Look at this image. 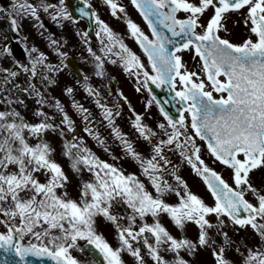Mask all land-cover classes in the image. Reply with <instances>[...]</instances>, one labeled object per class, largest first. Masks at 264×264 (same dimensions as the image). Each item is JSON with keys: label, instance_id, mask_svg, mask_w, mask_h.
I'll list each match as a JSON object with an SVG mask.
<instances>
[{"label": "snow or ice", "instance_id": "obj_1", "mask_svg": "<svg viewBox=\"0 0 264 264\" xmlns=\"http://www.w3.org/2000/svg\"><path fill=\"white\" fill-rule=\"evenodd\" d=\"M59 3L61 7L52 19H72L67 9L62 7L64 0H59ZM104 3L113 16L125 12L117 0H104ZM131 3L148 22L154 39L145 35L131 20L127 21V27L147 54L155 74L150 75L148 71L141 73L144 65L140 58L97 16L95 22L110 42L106 52L119 57L125 71L137 77L142 74L145 87L150 81L157 87L167 85L172 90L179 82L182 90L176 91L173 99L178 97L180 102L186 103L183 111L191 114L190 126L195 135L185 136L181 131L187 127L182 114L179 120H174L161 107L160 111L171 131L165 123H160L158 127L164 130L165 138L154 142L157 134L142 123L140 115H136L133 127L140 137L153 145L151 156L145 158L122 136L112 120V110L105 108V119L124 146L125 153L140 164L155 195L135 175L126 176L113 165L99 160L73 137V141L65 145L64 155L71 160L75 174L87 172L91 177L80 183L79 196L73 199L65 190L69 178L53 159L55 148L45 138L48 132L57 130L63 136L64 130L48 123L49 118L43 111L36 113L42 118L40 122L29 123L12 107L13 100L7 96L0 97V104L7 105L6 110H0V224L6 225V231L0 233V249L14 251L25 264L29 255L47 256L55 264H79L71 255V250L78 247L79 241L97 249L106 264H124L123 252L134 257L136 264H147L141 249L134 247L138 239L143 240L152 264H169L161 253L162 247L176 254L174 264H187L179 255L181 250L194 254L199 247L214 243L208 231L214 225L206 218L213 213L227 217L240 228L250 227L264 241V189H257L251 183V174L264 168V0H131ZM49 8L55 9L56 6H43V11L47 12ZM245 9L243 23L250 35L242 44H234L223 38L221 33L229 31V14H240ZM209 10L212 15L205 25L201 23V18ZM80 11L83 16H95V13L83 8ZM178 13H184L185 18H178ZM29 14L39 20L36 7L20 3L16 15ZM11 23L16 26L17 20L13 19ZM157 24L179 40L159 31ZM56 43L52 41L53 45ZM169 45L173 46L172 49ZM183 51L192 52L194 58L199 57L200 72L206 77L211 90H206L205 80L196 72L186 70L181 55L177 54ZM95 59L102 69V57L97 55ZM44 60L41 54L35 58L30 69L23 67V71H30L35 77L38 74L37 65H43ZM116 62L115 59L111 61L113 64ZM44 67L49 71L53 69L52 65ZM2 71L6 73L4 84L9 83V77L18 75L10 69ZM98 75H103V72ZM43 79L48 81L49 78L44 76ZM148 90L151 92L150 88ZM0 91H3L2 87ZM87 91L92 94L94 90L88 88ZM66 92L71 94L73 89L67 88ZM214 92L220 94L219 98L214 97ZM151 103L149 101L147 107H151ZM97 104L100 102L97 101ZM52 106L63 114L61 123L68 124V131H75L74 122L60 102L56 101ZM72 107L84 114V121L89 120L88 109L76 102ZM84 131L93 135L88 127ZM195 137L206 141L211 156L232 171L234 186L207 166L201 158L200 147L196 146ZM94 138L101 145L105 144L98 135ZM33 140L35 143L31 142ZM165 149L168 152L178 151L192 170L203 178L215 197L214 207L206 205L188 189ZM168 176L175 184L169 183ZM168 194H174L178 203H167L165 197ZM247 194L256 198V204L246 199ZM118 207L129 214L117 213ZM162 215H167L178 230L185 229L189 223L197 225L200 230L197 240L193 242L174 237L160 222ZM148 216L153 218V223H145L134 231L137 220ZM98 219L116 227L119 247L113 248L97 231ZM125 219L128 227L122 226L121 221ZM223 225L224 222L220 221L215 227L219 229ZM145 234H151L155 243H150ZM221 234L225 237V247L214 250L213 255L216 264H230L225 248L234 242L226 232ZM26 235L42 243L25 246L22 242ZM236 250L239 251V248ZM243 264H264V250L248 249Z\"/></svg>", "mask_w": 264, "mask_h": 264}, {"label": "flooded vegetation", "instance_id": "obj_2", "mask_svg": "<svg viewBox=\"0 0 264 264\" xmlns=\"http://www.w3.org/2000/svg\"><path fill=\"white\" fill-rule=\"evenodd\" d=\"M117 2L125 8V12L113 16L104 0H64L62 7L67 9L72 19L58 18L53 20L52 16L61 7L59 0H0V87L3 88V91H0V97L7 96L13 100L12 107L19 111L32 124L40 122L42 118L40 117L39 120V116L36 113L43 111L49 118L48 123H53L61 129L63 128L66 135L69 126L67 123H61L63 116L53 117V113H61L56 107L52 106L56 101H59L66 113H76L81 118V120L77 121L80 126V136L77 139L82 147L88 148L94 156L96 152H100V155L103 157L108 158L109 156L110 165L121 170L126 176L135 175L146 185L148 191L155 195L154 189L149 183L148 178L144 175L140 164L125 153L124 146L115 136L108 120L105 119V108L112 110V120L115 127L120 130L122 136L131 142L137 152L148 158L152 154L153 145L140 137L137 130L133 127L135 116L140 115L142 123L157 134L154 142L165 138L164 130L160 129L158 125L165 123L167 126L166 118L161 113L159 104L156 100H153L152 90L150 92L148 89L154 88L161 95L174 97L176 91L182 90V85L177 82V87L170 90L167 85L157 87L149 81L145 87L143 85L144 77L142 74L137 77L125 71L123 62L119 57L106 52V47L110 42L101 31V26L95 22L97 16L140 58V62L144 65L141 73L148 71L150 75L155 74L151 68V62L147 54L131 35V30L127 27V21L131 20L145 35L149 36L150 39H154L151 27L139 9L131 3V0H117ZM20 3L31 4L36 7L39 20L30 14L24 16L16 15V9ZM47 5H55L56 8H49L45 12L43 11V6ZM81 8L90 13H95V16H83L80 11ZM246 11L245 9L240 14H229V31L228 33H221L223 38L229 39L234 44H242L248 38L250 33L243 23V16L246 14ZM211 15L212 11L209 10L206 16L204 15L201 18V23L206 25ZM177 17L181 19L185 18V14L178 13ZM204 17H206L205 20H203ZM13 19L17 20L16 26H13L11 23ZM157 28L170 38L179 40L178 37H171V34L163 29L161 25L157 24ZM8 32L12 34V39L9 37ZM84 33H87V35L85 36ZM53 40L57 42L55 45L52 44ZM172 47V45H169L170 49ZM32 49H36V51L33 52ZM89 49H91V52ZM41 54H43L45 60L43 65H37L38 74L35 77L32 76L30 71H23V67L30 69L35 58ZM177 54L181 55L186 70L196 72L201 79L205 80L206 90H211L208 87L206 77L198 71L201 64L199 57L194 58V54L189 51ZM97 55L103 59L102 69L97 66L98 62L95 59ZM113 59L117 61L115 64L111 63ZM44 65H52L53 69L49 71ZM3 69L16 71L18 75L9 77V83L4 84L3 77L6 73L2 71ZM101 71L103 75H98ZM44 76L49 78L48 81L43 79ZM67 88H72L73 92L68 94L66 92ZM88 88L94 90L92 94H89ZM138 88L140 89L139 91H137ZM25 93L35 98L34 101L29 100ZM213 95L219 97L220 94L214 92ZM97 101L100 104H97ZM149 101H152L151 107H147ZM73 102L88 109V121L82 119L83 113L78 112L76 108L72 107ZM100 105H103V107ZM6 107V104H0V110H6ZM182 115L185 117L187 127L181 129V131L185 136H194V129L190 126V113L183 111ZM85 127L92 129L93 135L89 136L84 131ZM167 127L171 131L170 126ZM51 132L57 133V131ZM58 134L60 135V132ZM96 135L105 141L104 145H101L94 138ZM64 139L68 144L73 141V136L67 134V137ZM195 141L196 146H199L201 149V158L204 159L207 166L217 172L230 186H234L232 171L211 156L205 141H201L199 137H195ZM31 142L33 143V141ZM165 152L172 161V165L176 166L177 174L188 185V189L201 198L206 205L214 207L215 197L212 196L203 178L192 170L191 166L180 156L178 151L168 152L165 149ZM172 165L169 167L171 168ZM167 179L169 183L175 184L171 176H168ZM165 201L169 204L178 203V199L174 194H168L165 197ZM117 213L125 216L129 214L127 212L124 213L122 209L117 210ZM206 218L214 225L213 228L208 230L212 241H214L208 248L213 252L221 247H225V237L221 233L226 232L229 235L230 231H232V241L236 238L238 243L237 246L233 244L231 247H226L225 255L231 261L230 264H243L244 257L247 256L244 252L247 228H240L231 223L227 217L217 216L214 213ZM220 221H223L224 225L218 229L215 225H218ZM160 222L177 239L183 238L193 241V227L196 229L197 235H199V227L194 223H189L185 229L178 230L171 223L167 215H162ZM121 223L123 227H128L126 219L121 221ZM145 223L152 224L153 218L148 216L143 220L138 219L133 230L138 231L139 227ZM145 235H148L150 243H155V238L151 234ZM112 236L118 238L116 227H114ZM134 247H139L141 255L145 257L147 264H152L142 239L134 242ZM237 248H239V251L236 250ZM161 253L169 264H174L177 259L175 253L166 251L163 247L161 248ZM179 255L180 257L190 259L193 263V254H188L184 250H181Z\"/></svg>", "mask_w": 264, "mask_h": 264}, {"label": "rangeland", "instance_id": "obj_3", "mask_svg": "<svg viewBox=\"0 0 264 264\" xmlns=\"http://www.w3.org/2000/svg\"><path fill=\"white\" fill-rule=\"evenodd\" d=\"M205 16H206V14H205ZM205 18L206 17H204L203 20ZM198 71H200V68H198ZM67 115L74 122V125L73 126L75 128V131L78 130L80 132V128H79L80 126H79V124H78L77 121L81 120V118L79 116H77L76 113L69 112V113H67ZM57 116L62 117L63 114L62 113H53V117L56 118ZM39 120H40V116H39ZM58 129H61V128L58 127ZM65 130H66V128H65ZM73 132L74 131H68V133L75 135ZM58 133H59V130H57V133H52L50 131V132L47 133V135H46L45 138L48 139V140L57 139L60 136ZM33 142L35 143L34 140H33ZM54 148L56 149L57 147L54 146ZM53 159L58 164L61 165V167L63 168L64 172L67 174V176L69 178L70 183H68V185L66 186V189L65 190L68 192V194H69V196L71 198H73V199L78 198V196H79V185H80V183L82 181H78V180H76L74 178V176H73V173L74 172H73L72 169H71L70 172H68L69 170H67L66 164H71V161L70 160H66L65 161L64 160V157L63 158L60 157L59 148L55 150V153L53 154ZM104 159L101 160V161H104ZM106 159H107L106 162H110V157L109 156H108V158L106 157ZM90 178L91 177L88 175L86 179H90ZM41 179L43 180V177H41ZM251 183L257 189H264V168L255 170L251 174ZM247 197H248V199L253 200V202H255V204H256V198L253 195L247 194ZM121 209H122V211H124V213L126 212L122 207H118L117 208V210H121ZM114 227H115L114 225H112L111 223H108V222L104 221L103 219H98L97 220V225H96L97 231L100 234L103 235V237L107 240V242L113 248H117V247L120 246V244L118 243V242H120L119 239L117 238L118 241H116L115 239H112L111 238V233L114 231ZM248 228H247V232L253 233L254 234V237H251V233H250V235H247V234L245 235V240H246V241H244V252H245V254H248V249H256V247H257V249L264 250V241H261L259 235L256 232H254L253 229H251L250 227H248ZM0 230L5 232L6 231V225L0 224ZM197 237H198V235L196 233V229L193 227V242H195L197 240ZM228 237L231 238V240H232V231H230ZM25 240H27V241H33V242L40 243V244L42 243V241L36 240L31 235H26L25 236ZM82 242L83 241H79L78 242V247L71 250V255L73 257H75L80 262V264H92L90 261L87 260V258H85V256L83 254H81L80 244ZM233 242H234L233 244L234 245L236 244V246H237L238 240H236V238H235V240ZM121 257H122V260L124 261V264H136L135 258L132 257L129 253L121 254ZM182 258L185 261H187V264H216V262L214 260V257H213V252L208 247H199L197 249V251L193 254V263H192V261L190 259H186L184 257H182ZM230 263H231V261H230Z\"/></svg>", "mask_w": 264, "mask_h": 264}, {"label": "water", "instance_id": "obj_4", "mask_svg": "<svg viewBox=\"0 0 264 264\" xmlns=\"http://www.w3.org/2000/svg\"><path fill=\"white\" fill-rule=\"evenodd\" d=\"M25 246H28V243L22 242ZM82 250L89 253L99 264H106V261L103 258V255L95 249L93 246L87 245L85 243L82 247ZM9 258L11 264H25V262L20 260V257L16 255L14 251H5L0 249V264H9ZM26 264H55L51 258L47 256L38 257L29 255L26 257Z\"/></svg>", "mask_w": 264, "mask_h": 264}]
</instances>
